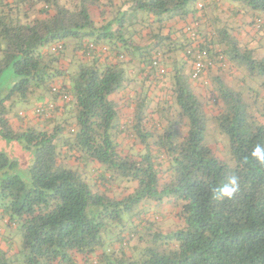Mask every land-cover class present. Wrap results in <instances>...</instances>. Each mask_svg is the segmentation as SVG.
<instances>
[{
	"label": "trees",
	"instance_id": "1",
	"mask_svg": "<svg viewBox=\"0 0 264 264\" xmlns=\"http://www.w3.org/2000/svg\"><path fill=\"white\" fill-rule=\"evenodd\" d=\"M252 16L264 0H0V75L15 76L0 135L33 149L23 175L0 153V219L23 230L24 264H264V164L251 156L264 146V24ZM201 52L212 67L195 86ZM127 89L124 118L111 96ZM211 123L228 159L205 142ZM232 176L239 192L218 199ZM7 240L0 228V264Z\"/></svg>",
	"mask_w": 264,
	"mask_h": 264
},
{
	"label": "rangeland",
	"instance_id": "2",
	"mask_svg": "<svg viewBox=\"0 0 264 264\" xmlns=\"http://www.w3.org/2000/svg\"><path fill=\"white\" fill-rule=\"evenodd\" d=\"M253 17V16H252ZM252 17L249 19L251 22ZM261 19V24H264V18ZM253 20V19H252ZM264 44V36L262 37ZM225 76V75H224ZM15 82V76L13 74V70L11 67L7 68L0 75V99H2L10 90L11 86ZM213 110V109H211ZM215 113V112H214ZM12 122L17 125V120L10 118ZM14 120V121H13ZM14 123H12L14 125ZM15 125V126H16ZM205 142L209 144V146L218 151L222 158L228 159L229 156L226 154V150L228 148V138L224 134H220L219 131H215L213 129L212 123L207 129V134L205 138ZM128 145V142L126 143ZM0 153L4 154L8 159L16 160L18 162V167L16 168V173L19 175H23L26 171V168L29 166V163L33 159V149L28 148L27 145L23 141L12 140L8 138H4L0 135ZM2 176V174H0ZM120 190V189H119ZM117 190V191H119ZM157 211H159V217H163L160 220V226L164 231L175 229L174 223L170 221L173 219L171 216L177 209L173 208L172 205H164L163 208L161 206H157ZM174 220V219H173ZM0 228L4 231V235L8 239V246L3 248L5 253V258L11 261V264H24L23 263V230L18 224H12L7 226L2 219H0ZM2 247H0V252H2ZM10 248V249H9Z\"/></svg>",
	"mask_w": 264,
	"mask_h": 264
},
{
	"label": "built area",
	"instance_id": "3",
	"mask_svg": "<svg viewBox=\"0 0 264 264\" xmlns=\"http://www.w3.org/2000/svg\"><path fill=\"white\" fill-rule=\"evenodd\" d=\"M199 8L203 7V4H199L198 5ZM253 22H255V24L259 25L261 23V20L257 17H253L252 18ZM188 32V36L193 39L194 38V33L190 32V30L187 31ZM58 48H61L60 45L57 46ZM92 47V46H90ZM191 55V78L193 80H203V74L205 72V70H207L209 67H212V61L206 57L205 52H201L198 55H194L192 53H190ZM219 59H221V57H219ZM164 70L161 69L160 70V74H161V78L163 76ZM62 99L63 101H68L69 100V95L68 94H63L62 95ZM53 109V104L49 103L47 105V107L45 108H37L36 109V113L40 114V115H44L48 116L49 111Z\"/></svg>",
	"mask_w": 264,
	"mask_h": 264
},
{
	"label": "clouds",
	"instance_id": "4",
	"mask_svg": "<svg viewBox=\"0 0 264 264\" xmlns=\"http://www.w3.org/2000/svg\"><path fill=\"white\" fill-rule=\"evenodd\" d=\"M251 156L260 164H264V146L256 145L251 152ZM238 192L239 181L235 176L230 177L226 184L214 190V194L218 199H232Z\"/></svg>",
	"mask_w": 264,
	"mask_h": 264
},
{
	"label": "crops",
	"instance_id": "5",
	"mask_svg": "<svg viewBox=\"0 0 264 264\" xmlns=\"http://www.w3.org/2000/svg\"><path fill=\"white\" fill-rule=\"evenodd\" d=\"M189 22H191V18H189ZM248 31H249V27L246 28V32H248ZM188 69H189L188 71L190 72L191 71V65H190V67H188ZM203 79H205L204 76H203ZM201 81L202 80H200L198 82H194V85L198 86L199 83H202ZM195 88L198 89V87H195ZM129 93H130L129 89H127V90H123V91L115 94L114 96H111L112 99H114L116 102H118V104L120 106V114L124 118H126V116L132 112V108L128 104L129 103L128 100H129V96H130Z\"/></svg>",
	"mask_w": 264,
	"mask_h": 264
}]
</instances>
